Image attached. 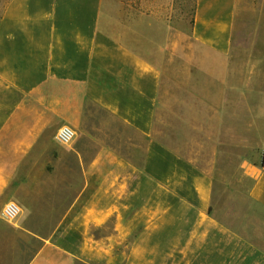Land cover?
Masks as SVG:
<instances>
[{
    "label": "crops",
    "instance_id": "obj_1",
    "mask_svg": "<svg viewBox=\"0 0 264 264\" xmlns=\"http://www.w3.org/2000/svg\"><path fill=\"white\" fill-rule=\"evenodd\" d=\"M105 6L106 0H0V228L25 229L3 220L4 206L28 182L24 172L48 169L34 158L46 154L48 132L55 140L62 126L82 124L90 102L145 140L143 165L117 157L105 163L103 150L81 163L84 181L62 217L64 229L54 241L32 234L40 246L27 264H264V94L254 83L257 68L251 84L226 86L218 104L225 134L230 90L241 99L243 88L258 93L251 94L258 158L244 166L249 209L230 225L213 210V166L201 169L154 137L162 72L110 32ZM236 10L237 0H197L193 39L228 58ZM110 222L112 233L94 238L93 230ZM5 249L11 248L0 244Z\"/></svg>",
    "mask_w": 264,
    "mask_h": 264
},
{
    "label": "rangeland",
    "instance_id": "obj_2",
    "mask_svg": "<svg viewBox=\"0 0 264 264\" xmlns=\"http://www.w3.org/2000/svg\"><path fill=\"white\" fill-rule=\"evenodd\" d=\"M196 6L197 0H106L104 13L110 32L162 72L154 137L201 169L213 166V210L231 225L249 209L245 196L251 181L244 166L258 158L254 119L259 114L252 96L258 93L243 88L246 95L241 99L230 90L225 134L218 104L226 86L251 84L254 68L258 78L254 83L264 94V0H237L232 54L226 59L193 39ZM221 116L225 119V113ZM70 127L76 133L71 144H57L48 132L46 154L34 156L47 170L23 173L28 182L15 189L12 199L22 212L10 225L25 229L15 234L0 228V244L11 248L0 250V264L29 263L40 246L36 234L46 241L58 238L65 226L60 225L62 217L84 181L80 164L92 161L97 152L106 151L105 163L117 157L142 167L145 140L106 109L88 102L82 124ZM105 174L101 170L99 178ZM112 227L110 222L93 230L94 238L110 235Z\"/></svg>",
    "mask_w": 264,
    "mask_h": 264
},
{
    "label": "built area",
    "instance_id": "obj_3",
    "mask_svg": "<svg viewBox=\"0 0 264 264\" xmlns=\"http://www.w3.org/2000/svg\"><path fill=\"white\" fill-rule=\"evenodd\" d=\"M75 137L76 133L74 129L69 126H62L56 133L55 141L61 146H67L74 141ZM21 212V207L17 203L11 201L4 206L2 218L8 223H13L19 218Z\"/></svg>",
    "mask_w": 264,
    "mask_h": 264
},
{
    "label": "trees",
    "instance_id": "obj_4",
    "mask_svg": "<svg viewBox=\"0 0 264 264\" xmlns=\"http://www.w3.org/2000/svg\"><path fill=\"white\" fill-rule=\"evenodd\" d=\"M264 159V158H263Z\"/></svg>",
    "mask_w": 264,
    "mask_h": 264
}]
</instances>
